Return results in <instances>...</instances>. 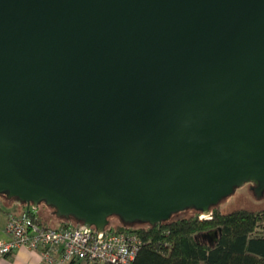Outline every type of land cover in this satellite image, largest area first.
I'll return each mask as SVG.
<instances>
[{"label": "water", "instance_id": "water-1", "mask_svg": "<svg viewBox=\"0 0 264 264\" xmlns=\"http://www.w3.org/2000/svg\"><path fill=\"white\" fill-rule=\"evenodd\" d=\"M245 183L264 199V0H0V194L103 232Z\"/></svg>", "mask_w": 264, "mask_h": 264}, {"label": "trees", "instance_id": "trees-1", "mask_svg": "<svg viewBox=\"0 0 264 264\" xmlns=\"http://www.w3.org/2000/svg\"><path fill=\"white\" fill-rule=\"evenodd\" d=\"M0 197L14 201L6 194ZM42 207L47 206L30 207V213L37 222L47 225L41 217ZM188 210L174 213L172 219L156 225L145 222L134 228V223H122L120 228L109 225L107 230L139 233L142 244L132 264H264V210L224 213L214 206L210 218H201V211L194 208L185 214ZM58 219L63 224H82L75 217L70 221Z\"/></svg>", "mask_w": 264, "mask_h": 264}, {"label": "built area", "instance_id": "built-area-1", "mask_svg": "<svg viewBox=\"0 0 264 264\" xmlns=\"http://www.w3.org/2000/svg\"><path fill=\"white\" fill-rule=\"evenodd\" d=\"M31 208L9 215L0 239V258L21 247L40 252L45 264H69L84 260L88 264H132L142 244L136 231L128 229L97 231L85 224L64 223L52 227L32 217ZM27 213V214H26ZM210 218V216H200Z\"/></svg>", "mask_w": 264, "mask_h": 264}, {"label": "rangeland", "instance_id": "rangeland-1", "mask_svg": "<svg viewBox=\"0 0 264 264\" xmlns=\"http://www.w3.org/2000/svg\"><path fill=\"white\" fill-rule=\"evenodd\" d=\"M248 184L245 183L241 186L236 187L234 193L230 194L225 198L224 201L219 203V209L222 212H231L237 209H248V210H264V199L260 201L253 200L251 193L248 191ZM51 211L48 207H42L40 209L41 217L47 225L57 227L63 225L58 218L49 213ZM190 209L185 214L189 213ZM183 215V214H180ZM204 218V217H202ZM61 223V224H60ZM60 224V225H59ZM116 228L122 227V222L117 217H112L110 224ZM141 224H135L132 227L137 228ZM264 226V223H263ZM264 229V228H263Z\"/></svg>", "mask_w": 264, "mask_h": 264}, {"label": "crops", "instance_id": "crops-1", "mask_svg": "<svg viewBox=\"0 0 264 264\" xmlns=\"http://www.w3.org/2000/svg\"><path fill=\"white\" fill-rule=\"evenodd\" d=\"M27 209V205H22L17 202L7 203L4 198L0 197V239H7L5 226L8 217L12 213L22 214ZM61 224V223H60ZM59 224V225H60ZM0 264H45L41 254L37 250H32L27 247H21L12 254L0 258ZM69 264H88L84 260L73 261Z\"/></svg>", "mask_w": 264, "mask_h": 264}, {"label": "flooded vegetation", "instance_id": "flooded-vegetation-1", "mask_svg": "<svg viewBox=\"0 0 264 264\" xmlns=\"http://www.w3.org/2000/svg\"><path fill=\"white\" fill-rule=\"evenodd\" d=\"M250 185H253V188H255V185L254 184H251V183H249Z\"/></svg>", "mask_w": 264, "mask_h": 264}]
</instances>
